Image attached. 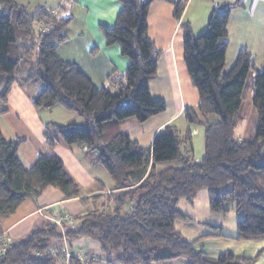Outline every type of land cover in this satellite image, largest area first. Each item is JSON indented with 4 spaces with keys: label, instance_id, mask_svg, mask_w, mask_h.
Returning a JSON list of instances; mask_svg holds the SVG:
<instances>
[{
    "label": "trees",
    "instance_id": "trees-1",
    "mask_svg": "<svg viewBox=\"0 0 264 264\" xmlns=\"http://www.w3.org/2000/svg\"><path fill=\"white\" fill-rule=\"evenodd\" d=\"M118 1L121 10L114 26L99 27V32L107 46L120 48L129 65L122 73L113 72L106 86L96 88L57 55L69 17L57 18L43 6L29 11L16 0H0V117L8 113V98L15 87L39 83L42 87L31 99L36 111L59 106L84 120L82 127L45 125L43 130L48 148L55 145L52 133L67 146H81L82 155H96L94 163L112 183L113 192L100 210L79 218L76 227H64L69 245L79 238L95 239L102 252L117 256L120 264H165L177 258H185L187 264H253L259 255L245 258L225 253L213 259L195 251L203 238L223 237L218 226L203 224L210 231L189 242L176 228L192 220L178 209L179 200L190 201L205 190L212 213L227 214L226 205L232 203L242 214L236 222L237 240H264V71L255 69L251 54L242 48L223 74L229 17L242 0L212 7L198 36L187 24L181 25L183 62L198 104L184 109L183 134L167 125L148 150L116 126L127 119L143 124L166 109L149 93L161 55L148 38L147 25L151 4L157 0ZM167 1L174 20L180 21L188 0ZM251 69L256 132L239 140L236 130L243 120L242 96ZM190 127L203 130L199 161L193 157ZM25 143L20 138L5 142L0 126V228L23 203L38 199L49 187L64 199L80 195L78 183L55 155H38L24 168L17 155ZM59 239L54 223L20 243L11 244L9 237L2 236L0 248L4 244L10 248L0 253V264H57L55 257L45 253ZM68 264L83 263L71 257Z\"/></svg>",
    "mask_w": 264,
    "mask_h": 264
},
{
    "label": "crops",
    "instance_id": "crops-1",
    "mask_svg": "<svg viewBox=\"0 0 264 264\" xmlns=\"http://www.w3.org/2000/svg\"><path fill=\"white\" fill-rule=\"evenodd\" d=\"M16 1L19 5L26 6L29 11L33 8L43 6L57 18L69 17L71 19L64 30L63 35L65 41L57 48V55L63 62L74 65L90 80L94 87L101 88L106 86L107 79L113 72L122 73L128 67L129 61L121 55L120 48L116 45L107 46L103 36L99 32V27L112 28L114 26L116 17L121 10V5L118 0ZM235 1L237 0L206 1L207 4L205 7L202 10L200 9L202 15L196 33L205 30L212 7L215 5L232 4ZM257 1L242 0V6L238 9L241 12H245L249 8L248 12L250 16H253L255 15L253 14V7L255 3L258 5ZM192 2L193 0H188L180 21L174 20L172 16V5L167 0L154 1L149 10L147 17L148 38L161 51L157 62V79L149 84V93L153 100L164 102L166 109L163 113L150 118L143 124H138L133 119H127L116 126L117 129L129 135L133 141L138 142L142 148L147 150L150 149L154 136L161 132L167 125L176 126L183 134L187 128V124L182 115L183 111L186 107L195 109L198 104V95L191 86L183 62V28L181 25L187 24L193 35L195 34V31L192 29L193 21L188 19ZM233 11H237V9ZM233 11L230 14L227 25L228 47L226 56L228 50L232 48L230 20L232 13H236ZM262 25H264L262 17L257 21L251 18L248 24L246 22L242 23L239 36L242 35L243 40L240 42L238 38L235 41L233 54L230 56L232 62L242 48L247 49L253 60H261L264 62V29L261 32H256L251 29L252 26L260 27ZM253 65L255 67V63ZM26 87H15L12 90L7 103L8 112L10 111L11 106L9 104H11V96L13 93H16L15 102L17 101V104H23L24 99H27L28 101H26L31 104V99L35 95H28L26 93ZM17 118H19V115H17ZM31 119L32 121L30 123L33 128L40 130L43 135V124L39 122L38 117L33 118L31 116ZM190 129L193 139V155L194 153L196 154L194 159L197 161L198 158L201 159L202 155L201 157L199 156L203 152V130L197 127H190ZM2 136L4 139L3 132ZM12 136V139L19 138L15 135ZM10 141L5 140V142ZM58 141V139L55 140V145ZM22 147L24 145L19 148L17 155L20 163L19 154ZM67 147L68 156L71 159L69 165L65 163L62 157L54 153L53 148H50L51 150H48V153L61 159L67 172L78 183L80 195L73 199H64L59 191L49 187L45 189L38 199L23 203L13 215L3 222L0 228V234L9 237L11 244L20 243L26 240L33 231L45 228L49 223V216L65 214L78 220L90 211L100 210L104 203L107 202L110 193L113 192L112 183L109 186L107 185V187L103 185L99 186L98 179L94 175L89 174L88 168L92 163L90 160H88V164L83 162V158L87 160L88 157L82 155L81 146H78L79 153L76 154L77 157L70 150L72 146ZM99 202H101L100 205L98 204ZM65 228H59L61 239L52 241L45 253L48 256L55 257L57 264H68V259L64 254H83L81 248H86L83 255H92L95 258L100 257L97 258V262L99 263L96 264H120L117 256L107 254L98 256L97 253H102V250L98 241L95 239L79 238L69 245L65 238ZM196 250L200 251L199 248H196ZM204 253L209 257L220 256ZM34 255L41 257L37 253ZM231 255L235 256L238 254L231 253Z\"/></svg>",
    "mask_w": 264,
    "mask_h": 264
},
{
    "label": "rangeland",
    "instance_id": "rangeland-1",
    "mask_svg": "<svg viewBox=\"0 0 264 264\" xmlns=\"http://www.w3.org/2000/svg\"><path fill=\"white\" fill-rule=\"evenodd\" d=\"M206 1L209 0H193L190 8V14L188 19L193 21V31H195L194 36H198L200 33H196L200 19H201V10L207 4ZM248 1V0H247ZM258 5L255 3L253 7V16H250L249 8H247L245 12H241L239 9L237 11H233L236 13H232L230 26H231V37H232V48L228 50L225 66L223 69V74H227L229 69L234 63L232 59L230 60V56L233 54V48L235 45V41L238 39L240 42L243 40L242 35L239 36V31L242 29V23L246 22L250 23L251 18L254 21L259 20L261 17L264 20V0H258ZM263 2V3H259ZM201 9V10H200ZM255 11V13H254ZM256 32H261L264 29V25L257 26L251 28ZM255 63V69L260 71L264 69V62L261 60H253ZM264 71V70H263ZM254 69H251L248 73L245 87L243 90L242 96V117L243 120L241 124L238 126L236 130V137L239 140L249 139L254 137L257 126V118L255 109L252 106V99L254 96ZM42 84L29 85L26 87V93L30 96L37 95L39 90L41 89ZM15 95L13 93L11 96V104H9L10 111L7 115L0 117V123L2 132L4 135V139L6 141H10L12 139V135L18 136L19 138H24L27 140L24 147L20 150V160L24 168L31 165L34 162L35 157L38 155H50L48 150H51L44 144V137L40 130L33 128L31 116L33 118L38 117L39 122L44 125H57L60 127H66L69 125H76L79 127L84 126V120L76 115L73 112H68L59 106H55L48 110H40L36 111L31 104H29L25 99L23 104H17L15 102ZM19 115V118H17ZM180 127V126H179ZM50 138H54V140L58 139V143L55 145L54 153L60 157H62L67 165L70 164V158L68 156V147L60 140V138L56 135L50 133ZM59 146V147H58ZM78 145H74L70 148V150L75 153L74 155L79 153ZM201 151H202V143H201ZM198 155V154H197ZM202 152L199 157H201ZM196 154L194 153L193 157ZM77 157V156H76ZM95 155L88 156L87 160L83 158V162L88 164V160L91 161L92 165L88 168V172L90 175H94L99 181V186L103 185L107 187V185H111V181L107 177L105 171L98 165L94 163ZM198 158L197 161H199ZM77 166V165H76ZM101 202L98 204L100 205ZM228 209L227 214H219L212 213L209 208L208 195L205 190L199 191L196 196L190 201L180 199L178 202V209L183 212L185 215H188L192 218L191 221L180 222L176 225L177 231H179L181 238L186 240L187 242L199 238L203 235H206L210 230L207 229L203 224L218 226L220 227V232L223 235L221 238H203L199 242H197L194 246L195 251L197 252H206L210 255H224L225 253H236L238 255L235 256H244L245 258H254L257 255L259 257L255 260L253 264H264V240H250V241H239L236 239V222L238 219H241L243 216L240 213H237L234 209V204L228 203L226 205ZM56 217H60L61 215H53ZM49 216L48 222L54 223L59 228H64L66 226L76 227L78 220L69 216L71 218V223H61L56 224L54 222V217ZM199 248L200 251L196 250ZM81 252L84 254L86 248H81ZM81 254V253H78ZM86 257H91L92 255H83ZM105 255L102 253H97L98 256ZM205 254V253H204ZM69 255V258L75 257L77 255ZM206 255V254H205ZM207 256V255H206ZM107 257V256H106ZM208 258H217V257H209ZM68 258V259H69ZM76 258V257H75ZM100 258V257H97ZM103 259V258H102ZM107 259V258H106ZM83 264H96L99 262H81ZM159 264V263H158ZM165 264H187V260L185 258H177L170 261H167Z\"/></svg>",
    "mask_w": 264,
    "mask_h": 264
},
{
    "label": "built area",
    "instance_id": "built-area-1",
    "mask_svg": "<svg viewBox=\"0 0 264 264\" xmlns=\"http://www.w3.org/2000/svg\"><path fill=\"white\" fill-rule=\"evenodd\" d=\"M54 217V222H56V224H58L59 222H61L62 224L63 223H71L72 220L71 218H69L68 215H61L60 217H56V216H53ZM2 236L3 235H0V243L2 241ZM8 241V239H7ZM10 248L9 245L7 244H4L1 248H0V253H3V252H6V250H8ZM77 256H75L80 262H97L98 259L95 258L94 256H91V257H86V256H82V254H76ZM64 256L68 259L69 258V255H67V253L64 254Z\"/></svg>",
    "mask_w": 264,
    "mask_h": 264
}]
</instances>
